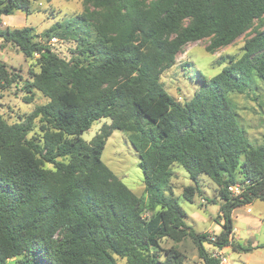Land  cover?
I'll list each match as a JSON object with an SVG mask.
<instances>
[{"label":"trees","instance_id":"obj_1","mask_svg":"<svg viewBox=\"0 0 264 264\" xmlns=\"http://www.w3.org/2000/svg\"><path fill=\"white\" fill-rule=\"evenodd\" d=\"M15 11L30 14L29 1L0 0V23ZM254 23L239 59L210 79L199 74L201 87L183 103L168 95L160 77L185 46L208 39L212 54ZM0 39L35 61L38 71L23 83L27 101L34 90L46 99L17 122L0 115V264H182L160 241L186 237L204 264L218 263L204 243L264 247L232 243V211L264 202V144L247 141L229 98L245 94L254 77L264 84V0H82L80 13L40 34L4 29ZM52 39L72 46L68 58ZM15 77L0 63V82ZM102 119L110 124L85 142L81 135ZM115 130L138 155L143 197L101 160ZM174 164L194 184L204 175L218 188L223 224L213 245L165 193ZM236 184L242 192L232 197L227 188ZM183 196L190 201L192 189Z\"/></svg>","mask_w":264,"mask_h":264},{"label":"rangeland","instance_id":"obj_2","mask_svg":"<svg viewBox=\"0 0 264 264\" xmlns=\"http://www.w3.org/2000/svg\"><path fill=\"white\" fill-rule=\"evenodd\" d=\"M30 14L15 11L9 16L2 17L5 23L1 30L29 27L33 33L40 34L48 29L55 21H63L81 12L82 0H28ZM256 23L244 35L232 44L210 54L205 48L208 39L190 43L177 54L174 65L165 70L160 82L164 89L177 102L183 103L201 87L199 74L210 79L220 73L229 63V58L239 59L243 54L245 40L251 37ZM54 52L61 58L70 56L72 46L66 42L50 41ZM222 58V59H221ZM221 59V60H220ZM34 60L25 59L17 47L0 41V63L10 74H15V82L6 85L0 82V115L8 123L17 122L30 114L36 107L46 102L45 97L38 91L30 96L24 89L23 83L30 80V72H37ZM229 98L239 127L244 131L247 141L254 146L264 144V84L254 77L245 94L231 93ZM110 124L108 119L94 123L91 128L81 135L85 142H89L97 135L102 127ZM38 131V124L34 122L33 135ZM31 132V133H32ZM30 133V134H31ZM102 162L112 173L122 181L137 197L145 195L143 175L138 166L139 158L134 150L127 133L112 131L106 140L101 156ZM171 177L166 195L177 199L179 206L185 211V224L197 234L217 236L222 231L223 219L219 212L223 201L219 197L218 188L206 176L202 175L194 184L186 171L177 164L171 166ZM192 189L191 200L184 198L183 192ZM238 207L231 213L233 227L232 243L242 246L253 244L264 245V202L256 200L249 206ZM149 217V212H144ZM210 253V245L204 243ZM161 250L173 249L182 256V264H204L198 255L197 246L190 237L174 243L169 239L160 241ZM224 256L229 264H264V247L251 251H234L226 246ZM116 258L117 264H126L124 259ZM7 264H17L11 259Z\"/></svg>","mask_w":264,"mask_h":264},{"label":"built area","instance_id":"obj_3","mask_svg":"<svg viewBox=\"0 0 264 264\" xmlns=\"http://www.w3.org/2000/svg\"><path fill=\"white\" fill-rule=\"evenodd\" d=\"M4 25H5V23H0V30L2 29V26H4ZM0 41H1V39H0ZM227 189L229 191L230 196L236 197V196L241 194L242 185L241 184L232 185V186H229ZM249 206H250V204L245 205V207L247 208L246 209L247 213L250 212ZM207 239L212 243V245L215 244V242L217 241L216 236H213V235H208ZM229 240H231V238ZM225 248L226 247L210 246V249H209L210 253L208 252L209 256L211 258L217 260V262H218L217 264H229L227 257L224 256L223 251Z\"/></svg>","mask_w":264,"mask_h":264},{"label":"crops","instance_id":"obj_4","mask_svg":"<svg viewBox=\"0 0 264 264\" xmlns=\"http://www.w3.org/2000/svg\"><path fill=\"white\" fill-rule=\"evenodd\" d=\"M234 210H235V209H234ZM234 210H233V211H234ZM233 211H232V212H233ZM234 235H235V234H234ZM256 246H263V245H258L257 243L252 245V247H256Z\"/></svg>","mask_w":264,"mask_h":264}]
</instances>
